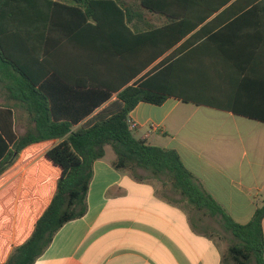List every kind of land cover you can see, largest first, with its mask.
Instances as JSON below:
<instances>
[{"label": "trees", "instance_id": "1", "mask_svg": "<svg viewBox=\"0 0 264 264\" xmlns=\"http://www.w3.org/2000/svg\"><path fill=\"white\" fill-rule=\"evenodd\" d=\"M149 14L168 23L151 25ZM252 14L264 15V0H0V91L15 94L30 115L15 138L5 117L0 124V264H35L65 224L87 213L93 165L106 146L117 170L139 180L137 171L147 172L230 233L225 264H264V201L248 224L235 222L176 150L137 139L130 121L139 103L172 97L232 106L198 101L183 53L206 38L232 41ZM57 44L71 51L75 77L55 67Z\"/></svg>", "mask_w": 264, "mask_h": 264}, {"label": "crops", "instance_id": "2", "mask_svg": "<svg viewBox=\"0 0 264 264\" xmlns=\"http://www.w3.org/2000/svg\"><path fill=\"white\" fill-rule=\"evenodd\" d=\"M145 20L154 26L168 23L153 14ZM237 27L232 41L206 38L183 53V68L195 73L198 101L232 106H198L172 97L160 106L139 103L130 121L137 139L176 150L203 188L245 225L264 199V122L257 120L264 118V15L252 14ZM40 37L37 31L38 49ZM54 50L55 67L75 77L71 51L66 54L60 44ZM17 103L15 94L0 91V124L5 117L11 138L29 128L30 115ZM240 110L252 115L235 113ZM116 158L106 146L105 156L93 165L87 213L65 224L35 264H225L227 250L192 223L231 243L230 233L147 172L138 170L139 180L129 170H117Z\"/></svg>", "mask_w": 264, "mask_h": 264}, {"label": "rangeland", "instance_id": "3", "mask_svg": "<svg viewBox=\"0 0 264 264\" xmlns=\"http://www.w3.org/2000/svg\"><path fill=\"white\" fill-rule=\"evenodd\" d=\"M264 201V199H263ZM213 235L217 238L216 240L219 241V243L222 245L223 248V252H225L228 248V246L230 245L229 239L228 237L225 236V238L221 237L220 235L217 236L213 233Z\"/></svg>", "mask_w": 264, "mask_h": 264}, {"label": "built area", "instance_id": "4", "mask_svg": "<svg viewBox=\"0 0 264 264\" xmlns=\"http://www.w3.org/2000/svg\"><path fill=\"white\" fill-rule=\"evenodd\" d=\"M135 127V125H133V128Z\"/></svg>", "mask_w": 264, "mask_h": 264}]
</instances>
